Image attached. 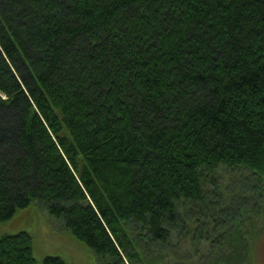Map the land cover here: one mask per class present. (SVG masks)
Returning a JSON list of instances; mask_svg holds the SVG:
<instances>
[{"label": "trees", "instance_id": "16d2710c", "mask_svg": "<svg viewBox=\"0 0 264 264\" xmlns=\"http://www.w3.org/2000/svg\"><path fill=\"white\" fill-rule=\"evenodd\" d=\"M35 202L101 264H254L264 0H0V222Z\"/></svg>", "mask_w": 264, "mask_h": 264}, {"label": "rangeland", "instance_id": "374dc122", "mask_svg": "<svg viewBox=\"0 0 264 264\" xmlns=\"http://www.w3.org/2000/svg\"><path fill=\"white\" fill-rule=\"evenodd\" d=\"M258 225L261 231L253 242L252 258L254 264H264V221L259 220ZM18 232L30 235L36 260L57 256L68 264H101L90 247L64 230L61 221L49 217L37 202L29 207L23 218L15 216L11 222H0V237Z\"/></svg>", "mask_w": 264, "mask_h": 264}]
</instances>
